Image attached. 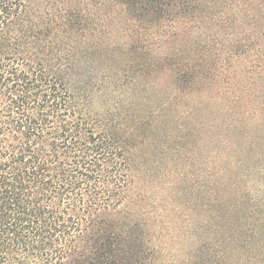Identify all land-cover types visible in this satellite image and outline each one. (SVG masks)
Wrapping results in <instances>:
<instances>
[{
  "label": "trees",
  "instance_id": "16d2710c",
  "mask_svg": "<svg viewBox=\"0 0 264 264\" xmlns=\"http://www.w3.org/2000/svg\"><path fill=\"white\" fill-rule=\"evenodd\" d=\"M252 3L236 5L221 56L232 98L252 96L243 115L259 132L242 134L264 146V0ZM203 13L202 0H0V264H264V148L209 157L177 238L136 182L133 155L151 143L171 163L158 188L177 189L187 135L160 117L211 77L207 33L180 24ZM163 78L166 99L147 106L137 83Z\"/></svg>",
  "mask_w": 264,
  "mask_h": 264
},
{
  "label": "rangeland",
  "instance_id": "374dc122",
  "mask_svg": "<svg viewBox=\"0 0 264 264\" xmlns=\"http://www.w3.org/2000/svg\"><path fill=\"white\" fill-rule=\"evenodd\" d=\"M242 1L244 0H202L205 7L203 16L193 18L187 24L185 22L180 23L184 29H190L193 39L198 38L200 31L207 33L201 36V39L206 40L204 43L207 46L208 60L205 61L204 68L208 76L211 77L199 80L193 94L180 96L177 100L170 102L169 108L160 117V120L165 118L161 125L172 135L177 138L187 135L185 148L181 151L182 156L177 157L175 160L177 166H173V169L178 172L175 183L177 189L171 193L166 187L158 188L163 186L162 184H167V174L171 164L170 157L162 158V160L159 157H151L152 152L156 149L151 143L143 146L138 151L137 156L133 155V169L138 188L147 193L151 199H157L158 204L155 208L166 206L164 221L171 222L167 237L177 238L174 235L176 233L173 226L177 225L179 220L181 221L182 215H187V213L192 215V211H184L187 202L192 201L198 192L203 197L205 190L203 177H205L209 164L208 159L212 154L218 151L221 152L220 154L231 152L234 161H236L242 158L243 153L252 154L254 151L252 148L258 151H263L264 148L262 141L257 143L254 138H246L242 134V124L246 122L250 127L251 135L257 138L259 132L255 120L251 117L245 120L244 117L246 116L243 115V111L252 108L249 105L250 100H248V98L252 100V96L245 95L242 99H233L231 92L237 84L234 82L227 84V78H223L230 76L231 70L229 68L230 60L221 56L223 55L222 49L230 47L228 42L225 46L224 43L230 34L237 30L236 26L234 27V18L237 20L238 17L234 12L236 5ZM247 3H252V0H247ZM216 13H220V19L215 17ZM244 19L246 23L250 22L253 25L249 16ZM258 25L263 24L259 23ZM231 51H234V48L231 47ZM214 79L216 82H207ZM151 81L141 80L136 86L140 97L147 106L158 105L163 99H166L168 90H170L167 78L155 82ZM101 105V101L96 99L97 108H100ZM235 111L239 113L235 114ZM233 124L239 127L231 130L230 127ZM180 142H182L181 139ZM154 158L161 162V169L160 165L158 169L156 168V164L153 163ZM181 173L183 174L180 175ZM198 178L200 181L196 182L195 179ZM189 186L194 187L189 189ZM260 188L264 189V182L255 183L253 186L254 190ZM183 190L187 191L184 192ZM174 206L178 207V210L172 211ZM182 206L183 209H181ZM165 227L166 223L163 226L164 230H166ZM184 231L187 232V229Z\"/></svg>",
  "mask_w": 264,
  "mask_h": 264
}]
</instances>
